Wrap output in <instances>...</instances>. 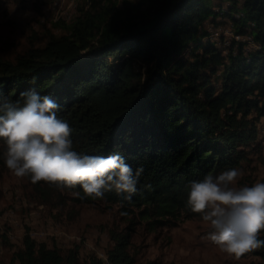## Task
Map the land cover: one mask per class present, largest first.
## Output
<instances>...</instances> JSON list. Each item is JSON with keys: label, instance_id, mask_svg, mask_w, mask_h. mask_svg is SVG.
Returning a JSON list of instances; mask_svg holds the SVG:
<instances>
[{"label": "trees", "instance_id": "trees-1", "mask_svg": "<svg viewBox=\"0 0 264 264\" xmlns=\"http://www.w3.org/2000/svg\"><path fill=\"white\" fill-rule=\"evenodd\" d=\"M217 4L90 0L65 25L67 32H51L44 46L15 61L0 57V96L21 105V93L52 97L73 129L74 151L119 153L134 172L143 170L131 199L114 191L102 198L134 214L109 231L106 258L91 253L82 263L78 245L65 256L26 231L8 264H140L132 248L135 216L166 224L190 213L191 182L249 159L248 148L264 128V0ZM219 22L232 32L224 45L210 37L209 25ZM26 178L47 202L56 194L64 200L62 191L77 202L93 200L79 186L61 189ZM250 252L264 264V247Z\"/></svg>", "mask_w": 264, "mask_h": 264}, {"label": "rangeland", "instance_id": "rangeland-1", "mask_svg": "<svg viewBox=\"0 0 264 264\" xmlns=\"http://www.w3.org/2000/svg\"><path fill=\"white\" fill-rule=\"evenodd\" d=\"M111 1L121 5L131 0ZM89 3L90 0H0V57L15 61L30 47L44 46L51 32H67L65 25L81 9L86 10ZM215 3L227 7L229 0ZM220 22L217 26L209 25L213 31L210 37L224 45V37L230 38L232 32L229 23ZM258 133L257 140L248 148L249 159L238 167L243 173L239 186L264 182V129L260 127ZM6 150V144L1 143L0 264L12 261L14 252L23 246L26 231L38 241L58 247L65 256L78 245L82 263L91 253L105 258L113 244L109 231L126 226L134 214L102 198L77 202L72 192L62 191L64 200L56 194L47 202L26 177H17L6 167ZM135 217L132 248L138 252L140 264L151 260L158 264L262 263L258 254L247 252L237 257L214 245L208 238L211 226L198 213L181 212L166 224H152Z\"/></svg>", "mask_w": 264, "mask_h": 264}, {"label": "clouds", "instance_id": "clouds-1", "mask_svg": "<svg viewBox=\"0 0 264 264\" xmlns=\"http://www.w3.org/2000/svg\"><path fill=\"white\" fill-rule=\"evenodd\" d=\"M23 104L0 96V140L7 147L4 164L17 177L32 183L46 182L61 189H83L86 197L103 198L137 190L142 169L132 166L119 153L92 156L73 150L72 127L58 115L61 105L35 91L21 93ZM243 175L228 168L191 182L186 206L211 226L208 238L228 254H241L264 247V182L239 186Z\"/></svg>", "mask_w": 264, "mask_h": 264}, {"label": "bare ground", "instance_id": "bare-ground-1", "mask_svg": "<svg viewBox=\"0 0 264 264\" xmlns=\"http://www.w3.org/2000/svg\"><path fill=\"white\" fill-rule=\"evenodd\" d=\"M237 38H241V36L240 35H237ZM262 124L264 125V119H262ZM264 129V128H263ZM261 134V133H260ZM263 134V133H262ZM106 258V257H105ZM107 264H110L109 262H108V260H107Z\"/></svg>", "mask_w": 264, "mask_h": 264}, {"label": "built area", "instance_id": "built-area-1", "mask_svg": "<svg viewBox=\"0 0 264 264\" xmlns=\"http://www.w3.org/2000/svg\"><path fill=\"white\" fill-rule=\"evenodd\" d=\"M261 118H264V115ZM259 124H260V120H259Z\"/></svg>", "mask_w": 264, "mask_h": 264}]
</instances>
